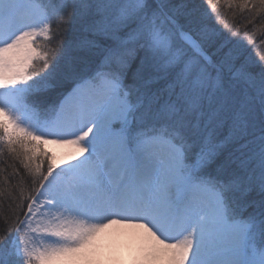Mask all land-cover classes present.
<instances>
[{
    "label": "snow or ice",
    "instance_id": "6c2138e0",
    "mask_svg": "<svg viewBox=\"0 0 264 264\" xmlns=\"http://www.w3.org/2000/svg\"><path fill=\"white\" fill-rule=\"evenodd\" d=\"M114 225L264 264V0H0V264H106Z\"/></svg>",
    "mask_w": 264,
    "mask_h": 264
},
{
    "label": "bare ground",
    "instance_id": "6f19581e",
    "mask_svg": "<svg viewBox=\"0 0 264 264\" xmlns=\"http://www.w3.org/2000/svg\"><path fill=\"white\" fill-rule=\"evenodd\" d=\"M60 153V159L67 149L57 145H51ZM145 234L140 229L123 228L114 225L107 229L97 241L99 253L106 260V264H133L132 257L136 250L145 242ZM110 258H119L110 259Z\"/></svg>",
    "mask_w": 264,
    "mask_h": 264
},
{
    "label": "rangeland",
    "instance_id": "374dc122",
    "mask_svg": "<svg viewBox=\"0 0 264 264\" xmlns=\"http://www.w3.org/2000/svg\"><path fill=\"white\" fill-rule=\"evenodd\" d=\"M49 150L55 153L57 159L59 160L60 158V153L55 149V147H52L51 145L48 146Z\"/></svg>",
    "mask_w": 264,
    "mask_h": 264
}]
</instances>
